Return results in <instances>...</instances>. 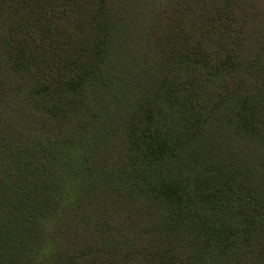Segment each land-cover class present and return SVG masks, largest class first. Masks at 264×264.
I'll return each mask as SVG.
<instances>
[{"label":"trees","instance_id":"16d2710c","mask_svg":"<svg viewBox=\"0 0 264 264\" xmlns=\"http://www.w3.org/2000/svg\"><path fill=\"white\" fill-rule=\"evenodd\" d=\"M0 264H264V0H0Z\"/></svg>","mask_w":264,"mask_h":264}]
</instances>
